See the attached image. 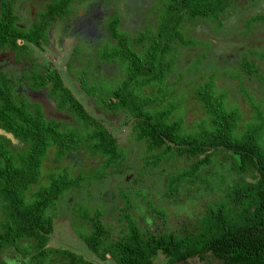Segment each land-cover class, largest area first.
Wrapping results in <instances>:
<instances>
[{
	"label": "trees",
	"instance_id": "trees-1",
	"mask_svg": "<svg viewBox=\"0 0 264 264\" xmlns=\"http://www.w3.org/2000/svg\"><path fill=\"white\" fill-rule=\"evenodd\" d=\"M71 1L81 4L86 0ZM244 1L158 0L157 6L163 9V15L160 16L157 29L148 27L140 31L133 40L138 51L141 50L140 47L145 46L144 49L149 53L135 54L128 49L126 41L123 42L124 38L113 32L111 39L117 41V46L114 45L112 51L118 48L116 52L107 49L106 53L102 54L103 57L98 59L95 50L94 61L99 66L93 63L88 66L92 73L95 70L96 74L103 77L105 74L100 70L102 65L108 67L106 73L113 74L117 66L114 63L117 61L127 65L128 70L124 69L127 75L125 74L112 95L99 104L95 103V106L106 114L125 113V125L130 128V136L143 148L144 169L153 171L166 163L175 165L174 162H190L182 169L175 165L174 172L177 174L166 176V196L176 198L181 188L188 186H197V192L202 189L210 191L209 182L216 181L218 187L219 184L224 185L225 174H228L232 183L226 188V198L207 203L205 214L192 232L183 234L171 229L162 233H151L141 229L131 215L133 191L128 187L121 188L118 182H114V186H108L111 181L106 183L113 177L116 179L125 174L122 166L127 159V150L119 146L118 140L101 119L97 120L88 114L82 102L73 97L63 85L64 82L59 81L56 71H52L47 78L55 81H31L32 89L49 88L59 107L70 110L73 118L76 117L83 126L61 132L58 127L63 122L46 123L41 116L34 118L36 113L30 116L23 107H18L15 103L12 105L10 88L1 92L4 101L0 103V127L11 133L9 138L15 140V145L23 151L18 153V160L14 163L5 157L2 151L0 154V264H7L1 257L5 251L14 253L12 262L15 264H45L48 254L54 253L62 256L65 264H93L69 250L50 249L48 244L54 232L55 219L59 215L58 204L79 195L78 191L84 187L90 188L96 184L102 190L104 187L118 188L117 196L123 204L118 218L123 231L113 239L112 228L101 220L105 215L102 208L95 206L91 209L86 206L91 204L90 200L85 201V205L75 202L74 217L78 220L76 234H79V239L87 250L102 262L112 260L114 264H156L159 255H163L167 264L185 263L193 258L207 263L208 257L221 264H264L263 149L255 139L245 137L238 140L231 135L237 123L235 112L225 108L222 97L215 99L209 95L208 86L203 92L198 89L195 93L207 114L203 122L206 125L203 128L201 125L195 133L186 132L181 119L171 120L175 103H168L166 109L155 111L151 109L152 105L166 99L158 102L156 98L149 100V97H155L154 94L143 97L135 93L136 89L141 90L147 84L154 83L153 93L158 94L157 88L172 77V73L174 80L181 81L184 74L175 73L176 68H171L167 56L170 49L176 52V40L180 42L181 47H195V43L183 42L180 31L185 23L191 26L212 24L214 32H220L224 29L225 21L232 17L235 10L242 8ZM257 2L258 0H246L243 9L255 6ZM47 10V16L43 15L39 23L35 24L36 28L28 33L24 29L17 30V27H13L15 19L11 15L3 14L0 21V46L10 43L11 47H14L16 39H25L30 43V46L25 47H31L29 54L35 46L41 45V41L44 42L43 35L49 25L53 24L50 22L62 20L72 13L69 12L71 8L68 2L63 0H56ZM118 16L120 12L112 22L116 26L119 23ZM242 23L246 30L252 25L255 29L256 24H264V12L246 17ZM205 47L209 48L208 42ZM248 52L264 62V46L261 51L250 49ZM203 57L204 54H200L197 63H200ZM243 57L245 63L240 66L243 72L248 77L258 72V79L263 81L264 77L260 74L261 71L259 73L257 61L249 62L246 56ZM175 62L177 68L187 64L180 58ZM66 67L72 72L75 66L70 61ZM35 78L43 80L34 75ZM79 80L84 92L88 94L89 83L85 84L88 81L80 78ZM239 80L241 79L238 78ZM10 140L5 141L8 146H12ZM28 140L30 144H27ZM85 149L92 157L104 158L99 171L96 172L97 176L91 177L82 172L72 177L66 169L62 174H48L44 182L43 166L46 161L43 157L46 153L56 156V162L50 164L53 169L59 161H67L70 154H77ZM50 150H53V154ZM218 156L222 161L216 159ZM243 165L250 166L256 174L257 179L254 182H248L244 178ZM141 177L142 173L139 172L133 183H139ZM186 191L192 192L188 188ZM99 197H103L101 191ZM90 199H95V196ZM99 201L105 202L104 198ZM148 208L151 209V215L166 214L164 209L153 208L152 202ZM24 244L27 246L24 247Z\"/></svg>",
	"mask_w": 264,
	"mask_h": 264
},
{
	"label": "rangeland",
	"instance_id": "rangeland-1",
	"mask_svg": "<svg viewBox=\"0 0 264 264\" xmlns=\"http://www.w3.org/2000/svg\"><path fill=\"white\" fill-rule=\"evenodd\" d=\"M30 1L31 0L20 1L13 9V14L17 18L22 19L20 22L24 23L28 32L36 28L35 24L39 23V16L42 14L45 16L46 13L49 12L47 10L49 6L56 2V0L45 2L44 11H40V14L37 15L33 23V19H31V17L29 18V9H26ZM41 1L44 2L45 0ZM63 1L68 2L69 8H71L69 12H73L78 8V18L75 16L76 14L72 15L69 19L70 25L66 28H63V25H58L61 31L57 39L54 38L56 33L53 31L54 29L50 31L53 39L48 40L49 45L46 46L45 53L42 56L40 53L36 52L35 49L30 51L29 58L33 61L35 60L34 63L31 64L32 68L36 65L38 69L46 71L47 69L51 70L52 67H55V69L59 71V75H61L63 81H66L67 85L74 92V95L72 94L73 97L82 102L89 115L97 120L101 119L107 129L112 132L118 140L119 146L125 148V151L127 150V159L122 166V170L125 171V174L116 177V179L113 177L106 181V183L111 181L108 185L111 186L114 182H118L121 184V188L126 189L128 187L133 191L131 194V202L133 205L131 215L136 220L139 227L151 233H162L171 229L182 232L183 234L192 232L197 228L198 221L205 214L207 203L218 199L224 200L226 198V188L231 186L232 180H230L228 174H225L224 185L219 184L218 187L216 181L209 182L208 187H210V191L202 189L197 192V186H188L181 188L179 196L176 198L166 196L164 193L166 176L176 173L174 172L176 170L175 165L179 169H182L187 166V164H190V162H174L175 165H173V163H166L153 171L144 169L143 148H141L130 136L128 132L130 128L125 125L127 120L125 113L106 114L103 111L101 112V110H97L95 106V103L99 104L103 99H108L112 95V92L115 91L116 87L119 86L127 75V72L124 71V69L128 70L126 67L127 65L122 62L119 63L118 61L117 63L113 62L117 65L114 68V74L112 72L106 73L108 67L102 65V69L100 70L105 74L103 77L96 74L95 70H93L92 73L91 69L88 67L90 63L99 66V64L94 61L93 52L95 50H97L98 59L103 57L102 54L106 53L107 49H109L110 52H116L118 48L112 51L113 47H115L114 45L117 46V44H115L117 41L115 40L114 42L111 39L113 32L122 36L124 38L122 40L123 42L126 41L128 49L135 52V54L139 52H142V54L149 53L144 49L145 46L140 47L139 50H141L138 51L133 40L140 31L148 27L152 30L157 29L160 16L163 15V9L160 8L159 5L157 6L158 0H93L95 4L87 8H84L87 0L81 2V4L71 0ZM245 4L246 0L241 4L242 8L235 10L232 17L225 21L224 29L220 32H214L212 24H208L210 26L202 24L191 26L189 23H185L186 25L180 31L183 42L195 43V47H181L180 42L176 40V52L170 49V54L167 56L170 60L168 62L171 63V68H176L175 73L184 74L181 81L174 80L175 76L173 79L172 73V77L167 79L164 83H161L159 88H157L158 94L155 95V93H153L155 89L154 83L147 84L141 88V90L136 89L135 93L143 97L154 94L155 97H149V100H155L156 98L157 101H162L166 99L152 105L151 109L155 111H162L166 109L168 103H171L169 105L175 103V111L171 116V120L181 119L184 124V130L186 132L195 133L201 125L202 128L206 125V123L203 122L207 117L205 109L200 105L195 93L198 92V89L200 92H203L206 90V86H208L207 90L209 95L214 96L215 99L222 97L225 108L228 111L235 112L237 123L231 135L238 140L245 137L255 139V142L264 151V80L261 81L258 79V72L256 75L248 77L240 67L245 63L243 56H246L249 62L257 61L259 67L258 64L255 63L256 67H258L259 73L261 71L260 74L264 77V62L260 61L262 60L261 58L253 57L250 52H248L250 49L261 51L263 48L264 24H256L255 29L252 28V25L246 30L242 23L246 17L264 12V0H258L255 6L244 10L243 7ZM37 8L38 7H34V9ZM119 12L120 16L117 18L119 23L116 26L112 24V22ZM66 17H68V15L64 17L65 20ZM71 19H73V21L70 23ZM26 21H28L27 24L25 23ZM13 26L17 27V30L23 29L22 27H18L20 25L16 23V21L13 22ZM1 32L2 30L0 27V35ZM45 40H47L46 36ZM106 42L111 43L113 46L106 45ZM206 42L209 44L208 49L205 47ZM78 43H80V46H77ZM198 43L200 44L199 46ZM13 46L14 48H18V39L14 41ZM75 47L80 51L77 57L78 65H75L72 72H70L66 70L65 65L70 58H72L71 51H73ZM200 54H204V59H202L200 63H197ZM177 58L187 63L185 64L186 66L184 65V67L181 66L177 68L175 65V60ZM74 59H76V57ZM94 66L95 65H93V67ZM34 75H38L37 71L25 74V78L28 80L26 82L30 87L32 86L29 79L32 78L33 80ZM70 77L76 80L70 79ZM87 77L91 80H88ZM79 78L88 81L85 82V84L89 83V85H87L88 94L84 92V87L80 84ZM238 78L241 80L238 81ZM2 83L3 81H0V94L2 91H5V89L2 88ZM9 88L10 85L8 86V89ZM42 89L44 88L42 87ZM0 98V103H3L4 99H2L1 95ZM39 100L43 102V105L47 108H54L52 103L49 104L46 102L49 100L44 93L40 96ZM13 102L15 103V101ZM13 102L12 105L14 106ZM19 105L24 108L25 112L27 111V113L30 114L31 106L25 104L21 105V103ZM67 115L69 118L64 120L63 124L58 127L59 131L62 132L72 127L74 129H79L83 126L76 117L73 118L70 114ZM30 116L33 115L30 114ZM33 117L37 118V114ZM45 122L48 123L47 120ZM2 134L0 135V151L14 163L18 160V153L23 150L15 144L8 146L5 143V141L9 140L8 137L11 136V133L5 131ZM27 144H30V140L27 141ZM51 152H53V150H50V153ZM54 155L55 154L52 156L46 153L43 157L46 161L43 166L45 175L44 182H46V176H48V174H62L66 169L72 177L82 172H86L88 176L91 175V177L97 176L96 172L99 171L104 161V158L100 156H90L85 149L79 153L77 152V154H70L67 161H59L56 165L54 164V168L51 169L50 164L56 162V156ZM216 159L222 161L219 156ZM243 167L245 173L244 178L248 182H254L257 176L254 174L252 168L248 165H243ZM139 172L142 173V177L139 183L135 184L133 183V179L139 176ZM235 178L236 176L234 175V179ZM106 183H104V186ZM187 188L192 192H187ZM100 191L103 195L101 198H104L105 202L99 201L101 199L99 197ZM135 192H141V194L137 195ZM118 193V188L104 187L102 190V188L100 187L99 189V186L96 184V186L93 185L90 188L84 187L80 192L78 191L79 195L67 199L65 203L58 204L59 215L55 219L54 232L50 238L48 248L56 251L62 249L69 250L85 260H89L93 264H114L112 260H107L105 262L98 260L87 250L81 239H79V234H76V222H78V220L74 217V214L76 211L75 202L81 203L80 205H85V201L90 200L91 204L86 206H89L91 209L96 206V208L99 207L104 210L105 215L101 217V220L104 224L110 225L112 228V238L115 239L123 231L122 224L118 221L123 205L122 200L117 196ZM90 196H95V199L91 200ZM150 202H152L153 208L164 209L166 214L151 215V209L148 208ZM50 214H52V210ZM23 246L26 247L27 244ZM13 256L14 253L12 251H5L4 254L1 255L7 264H15L12 262ZM45 261V264H65L63 257L58 253L48 254ZM156 264H167L163 255H159ZM180 264L221 263L212 259V257H208L207 263L200 262L198 258H193Z\"/></svg>",
	"mask_w": 264,
	"mask_h": 264
},
{
	"label": "flooded vegetation",
	"instance_id": "flooded-vegetation-1",
	"mask_svg": "<svg viewBox=\"0 0 264 264\" xmlns=\"http://www.w3.org/2000/svg\"><path fill=\"white\" fill-rule=\"evenodd\" d=\"M20 1H24V0H0V21L2 19V15H11L16 21V23H19L20 26L18 27H22L24 29L25 32L28 33V29H26V26L24 25V23H21L20 21L22 19L17 18L14 14H13V9L15 7V5L17 3H19ZM50 0H45L44 2H42L41 0H31L28 3L27 6V10L29 9V18L31 17V19H33L32 22H34V20L37 18V15L40 14V11H44V3L48 2ZM41 2V3H40ZM51 4V3H50ZM95 3H93V0H87V3L85 4L84 8L87 7H91V5H94ZM31 6V9H30ZM25 7V6H24ZM34 7H38L37 9H34ZM77 11L78 8L75 9L72 14L68 15V17L62 18V20H57L56 22H50L53 23L52 25H49L48 30L44 33L43 35V41H41V45L40 46H35L34 49L36 50V52L40 53L41 56L45 53V48L47 45H49V41L50 39H53V36H51V30L54 29L53 31L56 32L54 38H58L60 36V31L61 28L59 26L63 25V28H66L67 26H69V19L71 18L72 15L76 14L75 16L77 17ZM80 12V11H79ZM78 12V14H79ZM28 13V12H27ZM44 14H42L41 16H39L40 20L43 17ZM78 18V17H77ZM80 18V17H79ZM64 19V20H63ZM73 21V19L70 20V23ZM28 21H26L25 23L27 24ZM31 22V23H32ZM81 24V23H78ZM31 25V24H30ZM59 25V26H58ZM25 26V27H24ZM14 27V26H13ZM58 28V29H57ZM2 30V29H1ZM45 36L47 37V40H45ZM58 36V37H57ZM64 39V38H63ZM66 39V38H65ZM19 41V46L18 48H14L11 47L10 43L8 45H3L0 46V58L1 60H8V63L1 66L0 64V81H3L2 83V88L4 89H8V86L10 85V91H11V98H12V102L15 101V103L18 105V107H21L19 104L21 103V105L25 104L28 106H31V111L30 114H37V116H41L43 119L47 120V121H61L64 122V120L68 119L69 116L67 114H70L71 117L72 114L70 113V110L68 109H63L62 107L60 108L59 105L57 104V101L52 98L50 92H49V88L47 89H32V87H30L26 81H28L25 78V74H29L30 72L33 71H37V76H40V78H42L43 80H36V81H55V79H51V78H47L48 74L51 73L52 71H56V75L59 76V81H63V78H61V75H59V71H57L55 69V67H52L51 70H46L43 71L42 69H38L36 67V65L31 66L32 63H34V61L32 59L29 58V54H28V50H30L31 47H26V45L30 46L29 42H27L25 39H21L18 38ZM77 46H80V43H78ZM79 49H77L76 47L73 49V51H71V57L70 61H72L73 66L78 65V63L76 62L78 54H79ZM82 53V52H81ZM39 56V57H41ZM76 57V59H74ZM68 62L66 63L65 67L67 66ZM66 70H68V68L66 67ZM70 79L76 80L72 77H70ZM31 86H32V82L31 81H35V79L32 80V78L29 79ZM64 82V86L67 87V89L74 95V92L71 90V88L67 85L66 81ZM81 84V82H80ZM44 93V95H46V98L50 101H46L49 104H53L54 108L51 107L49 109V107L47 108L45 105H43V102H41L39 100L40 96ZM1 99V98H0ZM3 99V98H2ZM58 100H61V98H57ZM1 102V100H0ZM14 103V102H13ZM41 114V115H39ZM66 123V122H65ZM5 131L0 127V135L2 133H4ZM3 135V134H2ZM9 138V137H8ZM7 138V139H8ZM11 138H9L10 140ZM11 144H15L13 139L10 140ZM1 152V151H0Z\"/></svg>",
	"mask_w": 264,
	"mask_h": 264
},
{
	"label": "crops",
	"instance_id": "crops-1",
	"mask_svg": "<svg viewBox=\"0 0 264 264\" xmlns=\"http://www.w3.org/2000/svg\"><path fill=\"white\" fill-rule=\"evenodd\" d=\"M7 63H8V60L5 59V61H4V60H1V58H0V64H1V66L5 65Z\"/></svg>",
	"mask_w": 264,
	"mask_h": 264
}]
</instances>
